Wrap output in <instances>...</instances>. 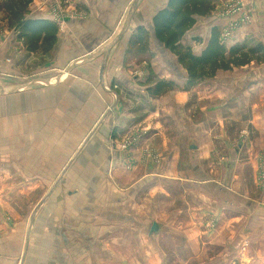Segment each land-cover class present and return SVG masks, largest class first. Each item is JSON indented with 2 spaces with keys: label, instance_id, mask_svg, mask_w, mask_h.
I'll return each instance as SVG.
<instances>
[{
  "label": "crops",
  "instance_id": "0c3cea01",
  "mask_svg": "<svg viewBox=\"0 0 264 264\" xmlns=\"http://www.w3.org/2000/svg\"><path fill=\"white\" fill-rule=\"evenodd\" d=\"M225 1L214 0L208 14L196 16L178 45L199 55L212 29L222 31L225 21L216 14ZM167 3L33 0L25 18L57 26V12L63 21L54 44L30 51L21 38L0 37V264L119 263V255L130 253L131 237H144L147 213L146 201L133 204L130 183L121 182L126 155L111 141L139 127L162 137L164 110L172 111L170 135H177L184 109L189 148L201 157L237 155L232 175L220 181L241 199L240 212L238 200L234 216L219 217L224 226L234 220L232 263L264 264V65L220 69L193 87L151 95L156 82L173 80L169 69L180 75L177 57L166 56L153 32L152 19ZM248 13L250 23L220 39L227 49L245 41L264 47V0H251ZM139 28L147 31L152 55L149 84L145 58L124 62ZM163 61L170 68L163 69ZM145 134L133 151L150 139Z\"/></svg>",
  "mask_w": 264,
  "mask_h": 264
},
{
  "label": "rangeland",
  "instance_id": "374dc122",
  "mask_svg": "<svg viewBox=\"0 0 264 264\" xmlns=\"http://www.w3.org/2000/svg\"><path fill=\"white\" fill-rule=\"evenodd\" d=\"M3 3L5 0H0V6L2 5L0 27H4L6 31L0 30V37L5 35L17 37L13 22L4 9ZM246 11L248 13V9ZM249 15L252 21V16ZM125 33L126 31L121 35ZM147 38L148 36L146 41ZM127 48L124 62L133 64L145 58L146 82L149 84L148 82L154 78V70L150 64L152 55L146 52L139 55L136 48L129 49V46ZM168 51L166 56H175L174 52ZM173 64L180 75L176 77L177 73L169 69L167 72L173 76V80L168 78L166 81L173 82L175 86L185 87L186 81L184 82L183 79L184 72L186 74L185 67L178 61ZM259 65H264V62ZM164 67L170 68L163 61V69H166ZM171 112V110L162 112L161 117L167 120L163 122L166 125L161 128L162 137L161 135L150 137V129H154L152 127H139L111 141L113 145H116L117 150L126 155L124 168L128 170L122 169L124 175L121 177H124V180L122 178L121 182L130 183L128 192L133 204L146 201L147 213L144 237H131L130 253L119 255V263L116 264H122L123 260H128L131 264H222L223 262L233 264L232 262L235 261L234 220L224 226V222H219V217L220 215L234 216L238 200L237 209L240 212L241 199L234 190L227 188L230 186H224L220 181H225L226 177L229 179L232 175L237 155L231 150L233 153L229 152L230 157L227 159H221L218 153L201 157L197 150L188 147L192 139L185 135L186 110L184 109L177 117L179 130L174 136L170 135L171 129L176 127V124L169 126ZM195 118L203 122L201 112L196 111ZM157 129L160 128L157 127ZM145 133L149 134L150 139L147 140L146 136V142H140V149L133 151L132 148H122L124 140L135 137L138 141L142 135L141 140H143ZM240 138H237L232 146H235L234 144L240 141ZM229 146L231 147V143ZM225 163L232 165L229 172ZM160 208L161 215L157 212L156 216V210ZM155 223L158 225L157 229L154 227ZM220 223L223 227L219 226Z\"/></svg>",
  "mask_w": 264,
  "mask_h": 264
},
{
  "label": "trees",
  "instance_id": "16d2710c",
  "mask_svg": "<svg viewBox=\"0 0 264 264\" xmlns=\"http://www.w3.org/2000/svg\"><path fill=\"white\" fill-rule=\"evenodd\" d=\"M32 1L5 0L3 7L13 22L17 37L24 40L28 50L50 48L56 40L57 26L47 20L25 18L26 9ZM213 3L214 0H168L167 5L152 19L156 40L166 49L174 52L178 63L185 67V87H193L205 79L214 77L220 69L228 70L233 66H244L251 61L264 62V47L261 43L245 41L227 49L220 42L216 28L212 29L207 45L199 55H194L189 48L178 45L182 36L194 25L195 17L208 14ZM133 34L128 43L129 49L136 48V52L142 55L147 50V31L139 28ZM174 86L173 82L162 80L148 90L151 91V95L159 96Z\"/></svg>",
  "mask_w": 264,
  "mask_h": 264
},
{
  "label": "built area",
  "instance_id": "2783aa9c",
  "mask_svg": "<svg viewBox=\"0 0 264 264\" xmlns=\"http://www.w3.org/2000/svg\"><path fill=\"white\" fill-rule=\"evenodd\" d=\"M250 6V0H226L224 4L219 6L217 11V17L223 19L225 24L223 25L220 33V39L224 42L231 34L236 31L240 26L251 22V17L247 13L246 9ZM53 20L58 27H63V21L57 12L52 14ZM138 141L135 137L128 138L123 141L122 148L129 149L135 145ZM263 158H260V162L263 163ZM264 164V163H263ZM263 164L259 169L260 178L264 175Z\"/></svg>",
  "mask_w": 264,
  "mask_h": 264
},
{
  "label": "water",
  "instance_id": "95a60500",
  "mask_svg": "<svg viewBox=\"0 0 264 264\" xmlns=\"http://www.w3.org/2000/svg\"><path fill=\"white\" fill-rule=\"evenodd\" d=\"M191 148H194V145L190 146ZM154 227L157 229L158 228V225L155 223L154 224Z\"/></svg>",
  "mask_w": 264,
  "mask_h": 264
}]
</instances>
